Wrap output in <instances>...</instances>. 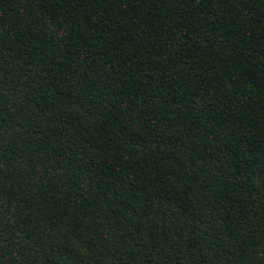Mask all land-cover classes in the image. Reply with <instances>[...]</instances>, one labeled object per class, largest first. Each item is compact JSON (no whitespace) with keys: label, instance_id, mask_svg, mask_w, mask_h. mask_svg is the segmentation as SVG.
Returning a JSON list of instances; mask_svg holds the SVG:
<instances>
[{"label":"trees","instance_id":"1","mask_svg":"<svg viewBox=\"0 0 264 264\" xmlns=\"http://www.w3.org/2000/svg\"><path fill=\"white\" fill-rule=\"evenodd\" d=\"M0 264H264V0H0Z\"/></svg>","mask_w":264,"mask_h":264}]
</instances>
